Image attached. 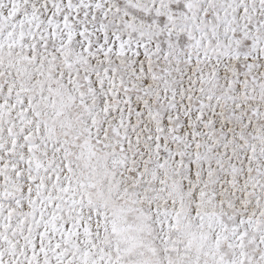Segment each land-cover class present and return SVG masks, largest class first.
Wrapping results in <instances>:
<instances>
[{
  "label": "snow or ice",
  "instance_id": "snow-or-ice-1",
  "mask_svg": "<svg viewBox=\"0 0 264 264\" xmlns=\"http://www.w3.org/2000/svg\"><path fill=\"white\" fill-rule=\"evenodd\" d=\"M0 264H264V0H0Z\"/></svg>",
  "mask_w": 264,
  "mask_h": 264
}]
</instances>
